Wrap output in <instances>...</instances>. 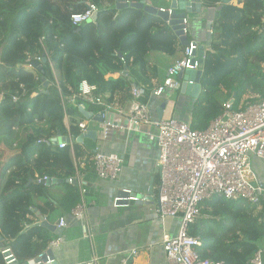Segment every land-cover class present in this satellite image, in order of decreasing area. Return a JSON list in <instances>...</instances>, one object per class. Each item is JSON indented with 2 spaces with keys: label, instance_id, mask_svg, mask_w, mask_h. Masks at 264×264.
<instances>
[{
  "label": "trees",
  "instance_id": "1",
  "mask_svg": "<svg viewBox=\"0 0 264 264\" xmlns=\"http://www.w3.org/2000/svg\"><path fill=\"white\" fill-rule=\"evenodd\" d=\"M88 2L99 6L95 19L73 25L70 15L82 11ZM202 2L217 7L221 0ZM112 4L113 0H0V264H5L2 247L8 246L20 263L49 247L44 228L26 225L31 223L32 208L37 207L33 196L47 195L46 183L37 178L74 177L75 160L81 153L75 138L84 119L78 106L93 112L101 109L72 96L79 82L87 80L96 87V95L111 103L121 81L106 78L100 65L108 72L138 66L145 73L149 52L172 56L183 47L159 16L135 7L116 10ZM262 18L264 0H234L219 9L200 79L206 93L196 98L192 108L193 128L205 129L231 98L233 108L240 109L244 102L255 101L253 95L264 97ZM32 55L47 56L53 63L60 91L47 60L39 63L40 69L25 68L24 60ZM42 76L48 81L46 87ZM66 114L68 131L63 123ZM55 134L72 136L73 154L70 145L59 148L38 142ZM66 183L71 208L77 204V188ZM256 206L219 195L201 202L200 216L188 230L201 240L200 256L224 264H247L263 232Z\"/></svg>",
  "mask_w": 264,
  "mask_h": 264
},
{
  "label": "built area",
  "instance_id": "2",
  "mask_svg": "<svg viewBox=\"0 0 264 264\" xmlns=\"http://www.w3.org/2000/svg\"><path fill=\"white\" fill-rule=\"evenodd\" d=\"M98 11L97 4L88 2L82 11L72 13L70 20L73 25L81 24ZM182 24L184 27L181 30L187 36V17L183 18ZM192 42L195 41L189 40V44L183 47L182 55L166 69L160 84L153 87L131 85V101L122 110L114 111L113 106L106 103L101 95L95 94L96 87L84 79L79 82L77 92H73L72 96L77 95L85 103L101 107L97 113L102 114L100 128L103 139L121 137L128 140L132 133H142L157 144L159 182L155 212L162 219H179L175 235L163 238L166 259L173 264H224L202 258L197 250L201 240L190 235L188 230L200 216V203L213 196L242 199L255 205L264 197V183L257 178L251 162V157H256L264 164V97L247 102L240 109L233 108L229 101L224 102L221 113L205 129H195L190 121L179 117L154 118L150 111V101L153 98H167L180 88L177 76L181 70L190 67ZM43 57H46L52 67L47 56ZM43 57L28 56L23 65L29 69L34 63L42 62ZM120 59L124 64V59ZM198 67L197 63L193 66ZM261 71L264 75V64ZM68 90L72 92V88L68 87ZM16 98L17 96L13 97L14 100ZM79 127L81 132L87 130L83 122L79 123ZM38 142L53 143L52 136L40 138ZM66 144L63 140L57 146L63 148ZM91 159L93 170L99 179L117 177L122 163L121 156L95 148ZM48 179L49 177L42 176L37 181L45 184ZM81 191L84 192L85 189L82 188ZM132 201L146 202L148 199L123 188L113 198V205L129 206ZM70 214L75 220L85 223L87 213L83 201L71 208ZM258 222L264 230V208ZM65 226L66 220L61 217L58 227ZM57 243V240L51 241L48 248ZM262 252V249H257L247 264H263ZM1 253L5 264H21L8 246L1 248ZM130 256V253L121 255L117 264H129Z\"/></svg>",
  "mask_w": 264,
  "mask_h": 264
},
{
  "label": "crops",
  "instance_id": "3",
  "mask_svg": "<svg viewBox=\"0 0 264 264\" xmlns=\"http://www.w3.org/2000/svg\"><path fill=\"white\" fill-rule=\"evenodd\" d=\"M147 1L154 4L152 0ZM200 1L202 3L201 12L186 15L189 23L188 39L203 45L206 51L209 47L206 45L207 19L203 11L206 6L202 0ZM169 3L170 0H158L156 6L168 8ZM182 52L183 47L172 56L160 52H149L146 56L145 73H142L138 66H133L129 70L108 72L100 65L106 78L121 81L113 92L112 102L108 104L113 106L114 111L122 110L131 101V85L143 84L146 87H153L160 84L166 69L182 55ZM263 64L264 62L261 67ZM52 74L54 82L58 85L54 72ZM188 78H191V74L184 72L181 80H188ZM187 90L181 92L179 88L167 98H153L150 101V111L153 117L158 118L157 109L162 101H166L162 108L161 118L179 117L191 122L193 104L196 98L206 91L201 88L199 95L193 98ZM106 95L108 96L107 93ZM249 97L251 96L247 95V98ZM253 97L257 100L263 96L255 94ZM247 102L249 101L244 102L243 105ZM80 122L86 124L87 130H96V140L85 138L82 142H77L76 138L81 133L75 138L81 146V153L75 160L74 177L68 180L51 177L54 182L46 183L47 195L33 196V202L37 207L32 208V215H29L31 223L26 225V228L32 225L42 227L48 244L53 240L58 241L57 245L51 248L58 264H117L121 255L129 253L131 254L129 264H173L166 259L162 244L164 236L175 235L179 219H162L155 212V198L159 182V171L156 165L157 144L148 140L142 133H132L128 140L121 137L103 139L99 122L85 118ZM63 123L68 131L69 117L67 114L64 115ZM65 137L72 143V136L68 134ZM92 146L103 152L116 153L122 157V163L115 179L104 180L96 176L91 159V153L94 150ZM70 149L73 154L72 145ZM251 162L257 178L264 183V164L256 157H251ZM67 181L76 184L77 204L83 201L87 213L85 223L75 220L70 214L74 206L70 208L68 205L70 197L66 187ZM82 188L85 189L84 192L81 191ZM123 188L144 196L152 189L154 203L132 201L129 206H114L113 198ZM263 208L264 197L256 206L260 215ZM61 217L65 218L66 226L60 228L58 221ZM256 246L257 249L263 251L262 263L264 264V230L256 241Z\"/></svg>",
  "mask_w": 264,
  "mask_h": 264
},
{
  "label": "water",
  "instance_id": "4",
  "mask_svg": "<svg viewBox=\"0 0 264 264\" xmlns=\"http://www.w3.org/2000/svg\"><path fill=\"white\" fill-rule=\"evenodd\" d=\"M232 0H221L219 6L217 7H205L203 8L204 14L207 19V40L206 45L209 46L211 42V26L214 18L218 17V11L221 8L223 4H227L231 2ZM202 3L200 0H170L168 8H160L157 6H154L150 4L147 0H140L138 2H132L125 0H116L115 3L111 6V8L116 10H121L123 8L127 7H135L143 9L145 12L159 16L162 18L165 22L168 23L174 34L178 37L180 43L183 46H187L189 44V40L186 35L183 34L182 28L184 25L182 24L183 18L186 17L189 13H200L202 10L201 7ZM97 13H94L87 22H91L95 19ZM192 58L190 60V67L181 70V72L178 74L177 79L181 81L180 85V91L185 92L186 89H188V93L193 97L196 98L199 95V91L201 89L200 85V79L203 73V62H204V56H205V49L203 45H199L196 42H192ZM46 62V57L42 58V63ZM195 63L198 64V68H193ZM34 66L41 68V64L34 63ZM190 73L191 78H188V80L183 79L181 80V77L183 73ZM41 80L43 81V86L46 87L48 85V81L45 80V78L42 76ZM188 81H191L189 83ZM47 92V91H44ZM1 99V94H0ZM229 102H233V98L229 100ZM166 101H162L159 108L157 109L158 118H161L162 116V108H164ZM78 111L81 115L87 120H92L95 122H102V114L101 113H93L90 110H87L83 105L78 106ZM89 138L93 141L96 140V130H87L83 133H81L77 138V142H82L83 139ZM68 140L65 136H60L59 134L56 137L52 138V142L54 145H56L61 140ZM50 182H54V179L49 178L46 183L50 184ZM138 196H144L142 194H137ZM148 199L146 202H139V203H154V195L153 190L150 189L146 196H144ZM1 240V237H0ZM3 248V247H2ZM49 260V262H48ZM14 264V263H11ZM22 264H58L57 260L55 259V256L52 252L51 248H48L45 252L41 253V256H35L31 260H28L26 262H23Z\"/></svg>",
  "mask_w": 264,
  "mask_h": 264
},
{
  "label": "rangeland",
  "instance_id": "5",
  "mask_svg": "<svg viewBox=\"0 0 264 264\" xmlns=\"http://www.w3.org/2000/svg\"><path fill=\"white\" fill-rule=\"evenodd\" d=\"M51 64H52V67H51V71L52 72H54V74H55V76H56V78H57V80H58V71L54 68V66H53V63L51 62ZM25 68H28V67H25ZM56 85H57V83H56ZM40 88H42V87H40ZM1 152V151H0ZM2 153H3V151H2ZM4 154V153H3Z\"/></svg>",
  "mask_w": 264,
  "mask_h": 264
},
{
  "label": "clouds",
  "instance_id": "6",
  "mask_svg": "<svg viewBox=\"0 0 264 264\" xmlns=\"http://www.w3.org/2000/svg\"><path fill=\"white\" fill-rule=\"evenodd\" d=\"M114 3H115V2H114ZM187 38H188V35H187ZM188 40H189V39H188ZM183 47H184V46H183ZM86 131H87V130H86ZM81 133H83V132H81ZM56 136H57V135H54V136H52V138H53V137H56ZM61 141H63V140H61ZM64 141H66V142H67V144H66V145H68V144H69V145H72V143H71V142H69L68 140H66V139H65ZM52 144H53V143H52ZM53 145H54V144H53ZM56 145H57V144H56ZM56 145H55V146H56ZM40 254H41V253H40ZM37 256H38V255H37ZM21 264H22V263H21Z\"/></svg>",
  "mask_w": 264,
  "mask_h": 264
},
{
  "label": "bare ground",
  "instance_id": "7",
  "mask_svg": "<svg viewBox=\"0 0 264 264\" xmlns=\"http://www.w3.org/2000/svg\"><path fill=\"white\" fill-rule=\"evenodd\" d=\"M73 142V141H72Z\"/></svg>",
  "mask_w": 264,
  "mask_h": 264
}]
</instances>
